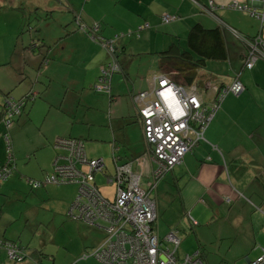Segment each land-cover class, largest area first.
<instances>
[{"label":"crops","instance_id":"obj_1","mask_svg":"<svg viewBox=\"0 0 264 264\" xmlns=\"http://www.w3.org/2000/svg\"><path fill=\"white\" fill-rule=\"evenodd\" d=\"M234 4L249 6L257 14H264V0H23L21 3L11 0L7 5L0 3V12L7 11L0 20V29L4 30L2 38L3 41L8 38L7 47L0 49V168L8 156L7 137L17 165L14 176L0 187V244L17 246L23 257L27 256L26 262L20 264H43L44 261L35 252L34 260L28 261L34 254L23 247V233L19 237L13 234L20 227L17 224L22 220L35 223L37 216L49 209L68 214L80 191L77 185H42L34 190L33 184L46 183L54 174L59 157L63 164L67 163L68 152L55 145L59 140H83L90 160L103 159L92 132L104 131V137L114 142L113 155L118 158L119 168L130 164L133 174L142 176L141 187L151 192L150 198L156 203L153 230L160 238L174 234L182 245L180 231L175 227L160 233L158 199L162 188L159 186L165 181L166 191L169 184L177 189L181 213L188 218L192 213L196 220L204 218L209 223L222 219V223L238 229L242 216L248 217L249 211H264V201L256 207L245 194L252 180L261 178L264 182V59L256 60L251 70L246 69L249 51L243 42L244 38L264 40V25L249 12L233 9ZM167 15L175 17L168 25L163 23ZM197 25L222 33L226 58L207 61L203 67L207 70L200 69L192 82L178 81L175 72L160 64L164 53L173 46L187 49L189 34ZM96 27L98 34L93 31ZM133 37L137 38L132 50L127 47V39ZM111 43L120 63L119 72L110 81L111 102L119 103L112 108L115 114L106 107L103 120L90 119L83 111L98 110L88 107L86 100H94L93 94L98 95L92 88L95 89L104 68L113 60L108 49ZM133 57L139 58L133 60ZM137 68L138 76L134 75ZM164 70L176 74L177 81L188 86L199 83L207 88L211 82L210 90L203 97L206 105L214 104L220 90L217 85L237 80L244 91L225 99L205 132V140L185 156L181 165L167 172L154 185V190H148L158 165L150 156L131 97L147 92L149 76ZM114 97L117 98L112 101ZM101 101L109 103L106 98ZM12 106L21 113L8 125ZM232 121L239 123L241 132L248 134L223 132V127ZM129 132H140V141H133ZM138 146L141 151L137 150ZM122 152L125 158L121 157ZM80 169L88 172L87 167ZM106 170V174L96 175V184L104 199L110 197L108 201L114 202L123 187L115 180L117 168L115 174L108 167ZM98 178L105 181V187L116 184L114 199L103 193ZM70 187L75 188L68 190ZM261 197L264 198V192ZM238 203L242 205L236 206ZM13 205L23 207L14 217L5 214ZM195 219L192 217L197 223ZM105 226L99 223L93 228L101 231ZM0 264H12L4 252L0 254Z\"/></svg>","mask_w":264,"mask_h":264},{"label":"built area","instance_id":"obj_2","mask_svg":"<svg viewBox=\"0 0 264 264\" xmlns=\"http://www.w3.org/2000/svg\"><path fill=\"white\" fill-rule=\"evenodd\" d=\"M232 8L249 12L264 25V14H257L249 6L234 4ZM174 21L175 17H163L166 25ZM93 31L99 33L97 27ZM243 42L249 47L246 69L251 70L256 60L264 59V40L257 38L250 41L244 38ZM112 45L109 44L108 49L114 55L115 48ZM118 65L114 61L104 70L100 82L95 86L97 93L111 96L110 81L119 72ZM148 85L147 92L133 96L131 100L143 127L144 138L152 147L150 156L158 165L153 173L155 180L181 165L185 156L205 140V132L225 99L229 95L239 96L244 91L242 83L237 80L231 84L217 85L220 90H217L214 104L206 105L203 97L207 95L211 82H208L207 88L199 83L188 86L179 83L176 74L164 70L151 75ZM9 110L11 114L7 117L8 125L21 113L15 106ZM6 141L8 156L0 168V185L10 178L16 165L11 140L7 137ZM55 145L68 152L69 156L65 158L67 163L63 164L62 157H59L54 164V174L45 184H33L34 190L42 185L80 187L68 216L93 227L99 223L107 225V228H103L106 231L104 244L92 254L101 264H205L199 251L184 258L179 257L181 244L176 235L169 234L160 238L154 233L152 225L157 219L156 203L150 198L151 192L141 187V177L133 174L130 164L117 168L116 176L130 183L127 189L119 190L114 202H110L100 196L94 184L95 174L106 170L104 160H90L80 140H59ZM82 166L87 167L88 172H83L80 169ZM124 182L121 181L120 185ZM154 185V182L150 183L148 190H154ZM192 222L197 226L195 221ZM6 247L13 259L22 256L17 246ZM249 264H264V248L260 257Z\"/></svg>","mask_w":264,"mask_h":264},{"label":"rangeland","instance_id":"obj_3","mask_svg":"<svg viewBox=\"0 0 264 264\" xmlns=\"http://www.w3.org/2000/svg\"><path fill=\"white\" fill-rule=\"evenodd\" d=\"M40 1L47 2L48 0ZM10 2L11 0H0L2 5H7ZM19 2L21 3L23 0H19ZM6 12V10L0 12V20L2 16L7 14ZM23 14L24 10H22V14L20 15L23 16ZM3 32L4 30L0 29V49H5L8 43V38H4L3 41ZM20 33L23 34L22 30ZM136 38L137 37H133L132 40L127 39V47L129 49L133 50L135 48L136 43L134 40ZM138 58L139 57H133L132 59L138 60ZM201 70L204 72L207 69L203 68ZM135 72L134 75L138 76V68ZM93 96H96L94 100L89 99L86 101L89 103L88 107L94 106L98 112L92 108L83 111L87 113V116L90 119L100 117L101 120H103V113L106 107H109L110 113H113L112 108L118 106L117 104L119 102L116 104L111 102V96H99L95 94H93ZM102 98L109 100V103L102 102ZM116 98L117 97L112 98V101ZM82 106L83 105L80 104L79 108L82 109ZM130 129H132V125L130 126ZM222 131L226 132L227 135L236 134L245 136L248 134V132H241L243 131V128H241V125L235 121L225 125ZM103 132L104 131L92 132V139L97 140L96 143L99 145L101 152L103 153L101 157L104 159L108 169L115 174L116 166L113 155L114 142L107 140V137H104ZM129 133L133 141H140V138L142 137L140 132ZM86 143L88 144V142ZM118 146L122 147L121 144H118ZM137 150L141 151V146H138ZM145 155L146 154H144V156ZM121 157H126L124 152L121 153ZM166 182L167 181L163 184L161 183L159 186L162 189L160 192L161 198L158 199L160 215L158 224L160 225V233L164 230L169 231L170 227H175L180 231L182 245L179 250V257L184 258L187 255L199 251L205 258V264H249L248 262L254 261L259 257L264 248V211L260 212L256 209L249 211L248 217L242 216V225H240L238 229L232 227L229 223H222V219H217L213 223H209L206 222L204 218L196 220V216L192 215V213L190 218H188L187 214L182 215L181 213L182 207L178 198L177 189L169 184L170 187L166 191L165 187L166 184H168ZM98 183L103 187V193L106 192L107 194H110L111 198L114 199L116 184L113 187H105V181L101 178H98ZM73 188L75 187H70L68 190H72ZM263 192V180L261 178L254 179L250 182L247 192H245L247 196L246 199L256 207H260L262 205L261 203L264 201V198L261 197ZM156 194L158 193L156 192ZM259 197H261V199H259ZM241 205L242 203H238L236 206L240 207ZM22 208L23 207L20 205H13V207L9 211H6L5 214L8 213V215L14 217L20 213V209ZM194 213H196V210ZM241 213L242 212L240 211V214ZM253 213H257L258 215L252 216ZM1 215L2 209H0V216ZM192 217L197 221L199 224L198 226L193 225ZM17 226L20 227L19 229L13 230V234L19 237L20 233H23L24 238L21 239V241L24 242L23 247L32 254L35 252L40 255L41 260L44 261L43 264H75L84 253H89L98 248L105 237V234L97 229L70 220L68 214H57L50 209L45 214L37 216L35 223L29 222L27 224L26 220H22ZM16 241L19 243L18 241L20 240L17 238ZM35 256L36 255L34 254L30 259L28 258V261L31 262L34 260ZM79 264L100 263L95 259H90Z\"/></svg>","mask_w":264,"mask_h":264},{"label":"trees","instance_id":"obj_4","mask_svg":"<svg viewBox=\"0 0 264 264\" xmlns=\"http://www.w3.org/2000/svg\"><path fill=\"white\" fill-rule=\"evenodd\" d=\"M117 55H118V52L115 50V54L111 55V57L113 59L112 62L117 61V63L120 66ZM225 58H226L225 43H224L222 33L219 30L208 31V30H205L204 28H202L201 26L197 25L191 30V32L189 34V38L187 41V49L182 50L180 46H173L169 51L164 53V58L162 59V64H160V65L168 66L171 71L175 72L178 75V81H183L185 79L186 82H192L197 78L198 71L206 65L207 61L223 60ZM112 62H109V64L104 69H107L112 64ZM93 90H94V92H96V90L92 88V91ZM110 92L112 93V89H110ZM99 94L107 95L104 93H98V95ZM76 140H79V139H76ZM80 141H82L84 146H85V142L83 140H80ZM150 153H151V151H150ZM117 159L118 158L114 154V161H115L116 168L119 167V165H118L119 163H118ZM125 165H127V164H125ZM125 165H123V166H125ZM16 169H17V165H15V170L12 173V175L10 176V178L8 180L4 181L3 183L9 181L14 176V174L16 173ZM106 169H107V166H106ZM106 172H107V170H105L102 173H96L95 174V181H94L95 186H97L96 175L97 174H106ZM154 172L155 171H153V173ZM138 176L141 177V181H142V176L141 175H138ZM115 180L119 183V185H120L121 181H125L122 184L123 189H127V186H129V183H130L129 180H126L125 178H121V177H117ZM159 180L160 179L155 180L153 177V174H152L151 183L154 182L155 184H157V182ZM29 181L30 180H28V183H29ZM1 185H0V187H1ZM140 185H141V182H140ZM99 191L100 190H98V192ZM99 194L104 199L101 192H99ZM109 199H110V197H108L105 200L108 201ZM69 219L76 222V223H82V224H84L90 228H93V226H90V225H88L82 221H78V220L76 221V220H73L72 218H69ZM106 228H107V225H106ZM101 232H103L105 234V237H104L102 244L98 248L94 249L93 251H91L89 253H84L83 256L79 260L76 261L75 264L86 262L90 259L97 260L94 256H92V254L96 250H98L104 244V242L106 240V231L101 230ZM2 252H4L6 254L8 260L12 264H20L22 262L24 263L27 260V256L23 257V253L19 259H13L11 257V255L9 254V251H8V249L4 243L0 244V254ZM84 257H87V258H84Z\"/></svg>","mask_w":264,"mask_h":264},{"label":"water","instance_id":"obj_5","mask_svg":"<svg viewBox=\"0 0 264 264\" xmlns=\"http://www.w3.org/2000/svg\"><path fill=\"white\" fill-rule=\"evenodd\" d=\"M30 30H31V27H30ZM247 51H249V47H247Z\"/></svg>","mask_w":264,"mask_h":264},{"label":"bare ground","instance_id":"obj_6","mask_svg":"<svg viewBox=\"0 0 264 264\" xmlns=\"http://www.w3.org/2000/svg\"><path fill=\"white\" fill-rule=\"evenodd\" d=\"M24 249V248H23Z\"/></svg>","mask_w":264,"mask_h":264}]
</instances>
